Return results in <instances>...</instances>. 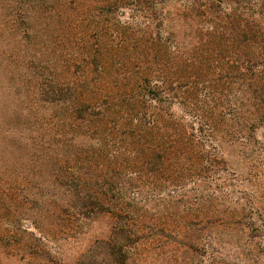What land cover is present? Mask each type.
<instances>
[{
	"label": "trees",
	"instance_id": "1",
	"mask_svg": "<svg viewBox=\"0 0 264 264\" xmlns=\"http://www.w3.org/2000/svg\"><path fill=\"white\" fill-rule=\"evenodd\" d=\"M54 2L69 58L37 85L51 113L0 191V246L28 264L232 262L222 233L249 246L256 229L225 205L220 146H264V0Z\"/></svg>",
	"mask_w": 264,
	"mask_h": 264
},
{
	"label": "rangeland",
	"instance_id": "2",
	"mask_svg": "<svg viewBox=\"0 0 264 264\" xmlns=\"http://www.w3.org/2000/svg\"><path fill=\"white\" fill-rule=\"evenodd\" d=\"M51 7H56L53 17L50 16ZM58 10V3L54 0H0L1 192L6 191L13 179L28 173L32 165L31 149L37 139L35 128L40 123L43 131L44 123L51 113L37 95L41 77L48 75L50 71L47 62L52 58L55 68L60 69V65L69 58L65 42L66 31L59 25L61 16L59 17ZM256 137L261 139L260 142L263 141L262 129L257 130ZM260 145L256 144L247 150L227 142L220 146L226 162V169L218 172L220 180L225 183V205L239 211L245 209L244 213L251 217L250 225L256 229L254 232L243 228L253 237L249 246L245 244L246 234L239 229L225 230L223 233L221 231L230 240L231 246L237 241L240 244L238 250L234 248L229 252V247L222 251L225 259L232 260L229 264H264V146ZM251 151L254 152L252 159L247 156ZM36 171V174H32L34 182L38 177L43 178L45 173L41 171L42 176H39ZM22 180L23 177L18 179L20 187L25 185ZM232 201L235 207L231 206ZM246 201L250 206L246 205ZM28 217L21 221L30 223ZM244 221L248 224L250 220ZM27 230L35 234L32 226ZM67 255L71 257L70 254ZM168 257H172L170 264H180L182 259L185 264H209L210 259V256L193 258L159 253L156 263L166 262ZM0 264H28V260L7 253L0 246Z\"/></svg>",
	"mask_w": 264,
	"mask_h": 264
}]
</instances>
